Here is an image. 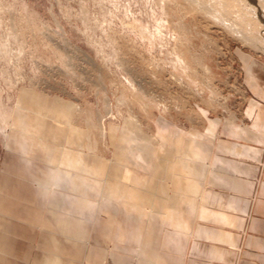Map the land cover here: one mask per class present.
Masks as SVG:
<instances>
[{
	"label": "rangeland",
	"instance_id": "1",
	"mask_svg": "<svg viewBox=\"0 0 264 264\" xmlns=\"http://www.w3.org/2000/svg\"><path fill=\"white\" fill-rule=\"evenodd\" d=\"M263 2L0 0V168L48 185L43 204L69 222L55 238L88 247L112 224L124 242L141 226L142 180L208 119L242 111L245 61L264 64Z\"/></svg>",
	"mask_w": 264,
	"mask_h": 264
},
{
	"label": "crops",
	"instance_id": "2",
	"mask_svg": "<svg viewBox=\"0 0 264 264\" xmlns=\"http://www.w3.org/2000/svg\"><path fill=\"white\" fill-rule=\"evenodd\" d=\"M245 63L242 111L208 119L158 165L164 174L142 180V223L126 226L124 242L112 224L99 232L109 240L88 247L81 232L72 243L55 238L69 222L43 204L48 185L39 194L37 181L3 164L0 264H264V64Z\"/></svg>",
	"mask_w": 264,
	"mask_h": 264
},
{
	"label": "bare ground",
	"instance_id": "3",
	"mask_svg": "<svg viewBox=\"0 0 264 264\" xmlns=\"http://www.w3.org/2000/svg\"><path fill=\"white\" fill-rule=\"evenodd\" d=\"M219 1H221V0H219ZM227 1V0H226ZM238 1V0H237ZM248 1V0H247ZM254 1V0H253ZM264 1V0H263ZM226 3V2H225ZM240 3H242L241 1H240ZM264 3V2H263ZM262 3V4H263ZM261 4V5H262ZM243 5H244V8L246 9V11H249V12H251V14L255 17H257L258 16V11H257V9H256V7H254V5H252V4H250L249 2H244L243 3ZM263 6V5H262ZM260 12V11H259ZM246 15V14H245ZM253 16H250L251 18L253 17ZM246 18V17H245ZM254 19V18H253ZM255 20H257V19H255ZM220 21H222L221 23H223V25L225 24V19H223L222 18V16L220 17ZM259 22V21H258ZM227 23V22H226ZM230 24V23H229ZM231 26H233V25H231ZM231 26L229 27V28H231ZM234 29L236 30L237 28L234 26ZM233 30V29H232ZM242 31H240V33H239V31H237V33H239V35L241 34V36L242 37H244V39L246 38V36L248 35L247 33H245V32H243V33H241ZM248 37V36H247ZM250 37V36H249ZM246 39H248V38H246ZM248 41V40H247ZM247 43H249V42H247ZM180 59V58H179ZM182 61V60H181ZM181 63V62H180ZM183 63V62H182ZM26 124V123H25ZM24 124V125H25ZM26 125H28V124H26ZM24 128V127H23ZM29 129H30V127H29ZM34 129V128H33ZM24 131H26V130H24ZM30 131V130H29ZM187 147H189V145L187 146ZM188 150V149H187ZM186 150V151H187ZM185 154V153H184ZM75 155V154H74ZM73 155V156H74ZM73 156H72V158H73ZM63 157H64V155H63ZM79 157V156H78ZM185 157V156H184ZM72 158L71 159H67V160H69V165L70 166H72V167H74V168H78V166L80 165V160L82 159V157L80 158V160L79 159H77V157H76V160H72ZM63 162H65V161H63ZM66 165V164H65ZM189 165V164H188ZM83 166H84V163H83ZM184 167H186V170H187V168H190V167H187V165L186 166H184ZM73 168V169H74ZM87 168V167H86ZM89 169H92V168H89ZM82 170H84V168L82 169ZM87 170H88V168H87ZM91 171H93V170H91ZM90 171V172H91ZM188 171V170H187ZM86 172V171H85ZM88 172H89V170H88ZM96 171H94L93 172V174L95 173ZM91 174V173H90ZM110 182V181H109Z\"/></svg>",
	"mask_w": 264,
	"mask_h": 264
}]
</instances>
